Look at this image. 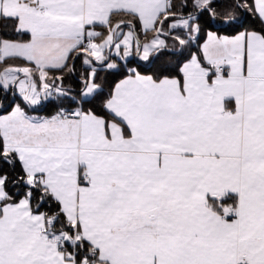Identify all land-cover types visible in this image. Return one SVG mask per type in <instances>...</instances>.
<instances>
[{"label": "snow or ice", "instance_id": "snow-or-ice-1", "mask_svg": "<svg viewBox=\"0 0 264 264\" xmlns=\"http://www.w3.org/2000/svg\"><path fill=\"white\" fill-rule=\"evenodd\" d=\"M0 264H264V0H0Z\"/></svg>", "mask_w": 264, "mask_h": 264}]
</instances>
